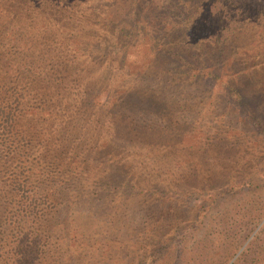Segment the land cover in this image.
I'll use <instances>...</instances> for the list:
<instances>
[{
	"label": "rangeland",
	"instance_id": "obj_1",
	"mask_svg": "<svg viewBox=\"0 0 264 264\" xmlns=\"http://www.w3.org/2000/svg\"><path fill=\"white\" fill-rule=\"evenodd\" d=\"M146 1L122 42L138 81H113L117 141L71 189L63 244L75 264H264V0Z\"/></svg>",
	"mask_w": 264,
	"mask_h": 264
},
{
	"label": "trees",
	"instance_id": "obj_2",
	"mask_svg": "<svg viewBox=\"0 0 264 264\" xmlns=\"http://www.w3.org/2000/svg\"><path fill=\"white\" fill-rule=\"evenodd\" d=\"M151 7L146 0H0V264H75L63 240H71L76 220L70 213L66 221L62 208L75 205L76 186L95 182L90 170L103 173L99 151L117 141L107 137L118 134L125 114L118 74L121 84L137 82L142 60L123 53L122 42L136 38L140 10ZM134 89L129 109L144 103Z\"/></svg>",
	"mask_w": 264,
	"mask_h": 264
}]
</instances>
